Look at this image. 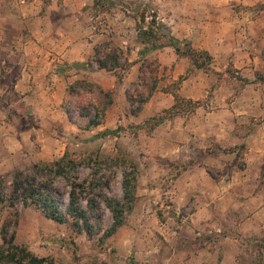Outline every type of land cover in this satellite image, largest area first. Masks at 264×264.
<instances>
[{
    "label": "rangeland",
    "instance_id": "1",
    "mask_svg": "<svg viewBox=\"0 0 264 264\" xmlns=\"http://www.w3.org/2000/svg\"><path fill=\"white\" fill-rule=\"evenodd\" d=\"M96 2H98L96 9L100 12L110 10L113 6L129 11L128 13L137 20V28L151 25L158 32L161 39L155 41L156 46L162 48L171 45L168 31L160 28L157 23H151L153 18L160 22L156 0H96ZM20 5L21 0H0V21L9 24L5 30L0 26L1 42L2 40L7 44L18 42L20 29H17L18 25L15 22L21 19L18 16ZM228 5L234 13L244 16L246 31L235 41L248 51L240 54L241 60L246 62H234L233 59H239L236 54L221 57L219 60L221 65L214 63L213 60V68L222 74L220 77L216 74L202 75L204 78L212 79L210 82L207 81L209 83L202 100L206 101V108L214 111L210 116L209 123L212 124L210 133L213 142L219 143L218 140H221L222 143L219 144L224 145L219 146V151L225 153L236 145L238 153L241 154L247 150L249 144L256 147L257 152H261L260 148L264 145V0ZM143 14L147 18L145 22L140 21ZM180 45L186 50V40L181 41ZM151 47L152 43L147 44L145 48ZM158 51L145 49V53L136 62L142 60L141 65L147 64L158 58ZM4 54L5 52L1 53L2 58L6 59ZM248 57L251 61H248ZM10 60L12 61V58L8 59L9 62ZM228 67H231L229 72ZM173 68V64L161 67L157 91H166L179 79H172ZM143 72H146V69ZM118 73L124 76L127 71L119 70ZM245 80H248V83ZM133 82L129 84L130 89L134 86ZM73 83L74 81L70 82L68 87ZM11 85L12 82H8L5 86L10 89ZM11 98L10 101L15 103L17 98ZM94 98L95 96L86 94L80 99V102L91 111L88 115L94 113ZM224 108H230L231 111L222 113ZM138 114L125 117L124 123L118 125L114 132L102 134L106 137L105 140H96L98 139L96 135L99 136L103 131L98 134L82 135L81 140H77L78 137H74L73 134L65 149V152L76 153L79 157L88 155L121 157L118 161L113 160L111 168L103 165L100 172L93 177L90 176L92 173L90 168L80 167L76 179L85 183L88 179L93 180L102 175L111 177L108 187H98L95 192H101L113 199L124 200L122 185L124 158L138 166L137 197L133 210L126 214V223L114 235L108 238L104 236L112 224L113 214L102 197L96 199L99 203V218L92 220L95 224L92 235L85 231L80 233L74 231L71 222L59 224L50 220L35 205H26L22 200H18L14 207L7 201L0 204V244L3 243L2 226L8 224L10 234L16 233L15 242L27 245L38 257L47 258L44 264H264V232L249 235L241 232L243 213H250L248 209L242 212L241 203L251 197L252 181L249 180L248 183L251 184L250 193L247 191L242 193L238 196L239 201L231 192L224 194L222 203L217 207L214 202L209 203L207 195L199 189L190 192L181 190L177 180L185 170L184 167H192L199 163L204 155L212 154L217 146L198 148L195 151L198 156L195 159H187L186 162L163 157L157 152L162 145L156 141L157 137L154 135L156 120L151 118L142 120L141 114ZM161 114L173 117L171 112H161L155 117ZM66 116L70 122L79 123L82 127H85L88 121V117L80 116L75 108H72V113H66ZM202 117L203 115H200L201 120ZM220 123L226 124L227 130L220 129ZM59 134L63 135L62 132H57L55 137L59 138ZM114 135L118 138L115 139ZM202 136L204 138V135ZM54 138L47 139L46 145L51 146ZM100 142L106 143L103 149ZM60 157L37 161L29 165V168L22 166L24 162L21 168H0V180H5L8 192L11 193L13 174L23 171L26 175L33 176L36 164L52 162ZM228 163L233 165L232 160ZM237 167L246 170L247 162L241 161ZM220 169V166L207 165L201 170L220 177L221 186L229 184L232 180L231 173L234 172L226 167L222 173ZM37 178L42 181L53 179L54 185L60 190L61 207L66 211L70 191L68 181L62 176L54 177L48 172L40 173ZM260 179V187L264 190V169ZM193 183L195 184L194 179ZM90 197L91 192L87 188L80 197L81 204L86 208ZM216 199L221 202L219 196H216Z\"/></svg>",
    "mask_w": 264,
    "mask_h": 264
},
{
    "label": "crops",
    "instance_id": "2",
    "mask_svg": "<svg viewBox=\"0 0 264 264\" xmlns=\"http://www.w3.org/2000/svg\"><path fill=\"white\" fill-rule=\"evenodd\" d=\"M244 1L255 3L260 0H156L158 19L167 26V31L180 41H190L197 50L208 51L214 63L219 65L221 57L232 54L239 57L233 59L234 62H246L241 60L240 54L248 51L235 41L246 31L244 16L234 13L228 5ZM21 3L18 7L21 19L15 22L20 29L18 42H1L0 35V168L4 169L29 168L37 161L60 157L73 134L81 140V136L88 133L115 130L124 123L125 117H132L127 89L138 78L142 60H136L146 49L138 39L137 20L129 11L113 6L100 12L96 9V0H21ZM0 26L5 30L9 24L0 21ZM108 42L122 49L132 62L130 70L121 79L116 72L101 69L94 61L96 48ZM158 50L162 67L174 65L172 79L187 74L179 89L181 95L193 100L204 99L205 89L212 81L202 76L207 73L193 68L190 59L178 56L172 45ZM2 52L6 59L2 58ZM10 58L12 61L9 62ZM89 61L91 66L87 64ZM248 61H251L250 57ZM79 80L99 84L113 93V103L105 122L90 130L70 122L64 108L68 84ZM8 82H12L10 89L5 86ZM157 90L139 112L142 120L152 118L174 104L172 93ZM11 97L17 98L15 103L10 101ZM230 111V108H224L221 112ZM213 113L203 105L190 116L176 115L165 119L154 131L156 141L162 145L157 152L174 161L186 162L198 156L195 153L198 148L217 146L195 167L190 166L180 174L178 186L189 192L199 189L207 195L209 203L214 202L217 207L224 194L231 192L239 201L238 196L242 193H250L251 184L248 183L252 181V195L241 203L242 212L246 209L250 212L243 213L241 232L244 235L264 232V190L260 187L264 145L261 152L249 144L241 154L236 145L225 153L219 151V146L224 145L219 144L221 140L213 142L210 133ZM200 115H203L202 120ZM220 129L227 130L226 124L220 123ZM57 132L63 135L55 137ZM96 136V140L106 138L102 134ZM50 138H54L52 145L47 146ZM101 143L103 149L106 143ZM230 160L233 165H229ZM241 161L247 162L246 170L237 167ZM207 165L220 166L222 173L226 167L231 169L234 172L231 182L221 186L220 177L202 172Z\"/></svg>",
    "mask_w": 264,
    "mask_h": 264
},
{
    "label": "trees",
    "instance_id": "3",
    "mask_svg": "<svg viewBox=\"0 0 264 264\" xmlns=\"http://www.w3.org/2000/svg\"><path fill=\"white\" fill-rule=\"evenodd\" d=\"M97 3V2H96ZM146 15L143 14L140 21H146ZM151 23H157L160 28L167 30V26L162 22H157L153 18ZM168 37L171 39V45L174 47L175 52L178 56L188 57L192 63L193 68L204 70L207 74H216L220 77L221 72L213 68V56L205 50L195 49L191 42L186 40V50L181 48V41L176 39L168 32ZM138 39L146 47L147 44L152 43L151 48H146L147 51H154L160 49V46H156L155 41L161 39L158 32L148 26H138ZM145 50L141 51L143 55ZM94 61L101 69L107 71L116 72L118 77L121 79L123 76L118 73L119 70L123 72L128 71L132 62H130L124 54V51L116 46L110 44V42L99 45L95 50ZM91 66V62L87 63ZM79 65V64H78ZM161 63L158 58H155L147 64H142L140 67V74L138 78L133 82L134 86L127 89V98L130 104V112L133 115H137L144 105L152 98L154 92L159 87L160 82V71ZM231 67L227 68L229 72ZM146 69V72L143 70ZM187 77L182 75L178 80L171 84V87L166 89L167 92L172 93L175 102L169 109L163 110L162 113L171 112L172 116L175 115H188L196 111L200 106L205 105L204 100H193L186 98L181 95L179 89L183 80ZM248 83V80H245ZM92 95L95 96L93 105L94 113L88 115L90 110L80 99L82 96ZM113 103V93L111 90L105 89L99 84L87 81L79 80L71 84L68 89L64 100V108L66 113H72V108H75L80 116H87L88 121L85 127L79 126L84 129H93L98 125L105 122L106 113L109 107ZM186 112H188L186 114ZM169 118L167 115H159L151 119L156 120L154 129L164 122L165 119ZM115 130H105L101 134L114 132ZM231 148L230 150H233ZM120 156L112 157H100V156H83L79 157L76 153H70L66 151L59 159L43 163L36 164L35 175H26L23 171L16 172L13 174V190L11 193L8 192L5 180H0V204L7 201L11 207H14L18 200H22L24 204L35 205L45 217L53 220L59 224H70L74 231L83 232L85 231L89 235L94 232L93 219L98 217L99 203L96 200L97 197H102L107 207L113 214V221L111 226L106 230L104 236L106 238L114 235L120 227H122L127 219L126 214L133 210V204L137 197V183H138V166L132 161L127 162L124 158L123 168V192L124 200H118L109 198L103 195L101 192H95L98 187H108L110 184L111 177L99 176L98 178H92L86 180V182H79L78 172L79 168L86 166L92 170V175L99 173L103 165L107 168H111L113 160L118 161ZM127 163V164H125ZM105 169V168H104ZM186 170L187 168L184 167ZM43 172H48L52 176L64 177L70 186L69 191V204L64 211L61 207L59 196L60 190L54 185L53 179L48 181L38 180V175ZM89 188L91 197L88 199V207H84L80 202L82 193ZM94 192V193H93ZM3 243L0 244V262L1 263H17V264H44L47 258L38 257L35 255L27 245L18 244L15 242L16 233L10 234V226L3 224L1 229Z\"/></svg>",
    "mask_w": 264,
    "mask_h": 264
}]
</instances>
